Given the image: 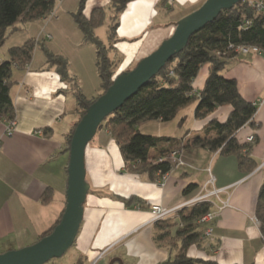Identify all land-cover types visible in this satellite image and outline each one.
<instances>
[{
	"label": "crops",
	"instance_id": "0c3cea01",
	"mask_svg": "<svg viewBox=\"0 0 264 264\" xmlns=\"http://www.w3.org/2000/svg\"><path fill=\"white\" fill-rule=\"evenodd\" d=\"M60 1L55 7L57 11L65 2ZM166 1L133 0L120 14L108 52L115 63L114 76L132 69L155 50L172 34L174 23L204 0H173L172 6ZM105 4L107 1L88 0L83 14L88 17L92 8ZM56 22L57 25L61 22L58 17ZM81 36L75 46L82 53L81 66L89 68L86 57L95 64V49ZM36 37L42 40L41 35ZM45 42L42 40V44ZM35 50L25 68H14L11 73L10 95L16 119L11 136L5 135V122L0 121V252L36 242L55 224L65 205L67 161L63 160L67 154V134L77 119V104L70 84L61 79L54 67L47 68L43 52L41 58ZM2 55L6 60V53ZM239 56L221 74L234 79L239 94L257 107L252 124L236 132L241 143L247 142L248 135L254 136V141L247 143L256 167L248 172L239 168L234 155L193 146L180 148L177 157L183 164L171 167L165 174L129 172L109 133L104 129L97 131L92 139L95 140L85 149L89 191L83 220L72 245L75 254L72 264H109L113 259H120L123 264H159L171 259L176 250L154 240L158 228L151 222L150 206L175 207L210 193L207 200L213 219L198 228L199 241L187 248L186 256L210 264H264V238L255 221L258 193L264 182V57L253 53ZM207 76L208 66L204 65L192 83L196 91L203 89ZM76 77L83 86L82 79ZM92 93L89 98L100 93L99 85ZM194 107L193 103L182 108L169 122H146H156V132L139 129L146 123L138 129L153 136L182 138L184 143L202 134L211 120L224 121L231 111L230 105H222L205 118L196 119ZM159 156L158 150L152 148L148 160ZM190 183L196 189L185 194L183 190ZM44 192L51 196L45 204L41 203ZM123 200L130 201V206ZM206 227L211 229L207 237L203 235Z\"/></svg>",
	"mask_w": 264,
	"mask_h": 264
},
{
	"label": "trees",
	"instance_id": "16d2710c",
	"mask_svg": "<svg viewBox=\"0 0 264 264\" xmlns=\"http://www.w3.org/2000/svg\"><path fill=\"white\" fill-rule=\"evenodd\" d=\"M58 1L0 0V46L4 44L9 34L19 29L16 27L17 23L26 25L43 18L54 10ZM86 1L78 0L77 10L72 13V17L82 34L83 41L95 48V67L100 80V93L97 96L87 98L82 94L78 83L68 73L66 59L54 53L46 44H42L40 39L30 38L21 45L8 48V58L0 61V121L5 122L15 117L10 95L13 87L11 73L14 68L23 69L29 64L37 44L41 46L47 68L54 67L63 81L68 82L70 86L73 84L77 119L66 137L67 154L72 132L86 108L113 82L115 63L109 58L108 52L115 39L119 16L133 0H109L108 8L111 12L109 16L111 24L107 34L109 44L102 42L95 33L105 22V8L93 9L86 18L83 14ZM257 2L264 3V0H243L229 10H223L214 21L193 34L188 39L186 47L173 56L155 77L99 125L97 131L106 130L114 140L126 171L146 172L150 176L157 173L165 174L172 166L167 161L160 163L149 161V150L156 149L159 155L164 157L175 149L193 146L222 155H234L239 168H246L248 172L256 167V163L249 156V144L238 141L236 132L244 125L252 124L257 107L239 94L234 79L225 78L221 72L237 56L246 55L237 50L239 47L255 46L264 51V9L257 11L253 6ZM246 21L250 24H246ZM204 65L208 66V76L203 89L196 91L192 83ZM169 70L174 72L173 76H168ZM193 103L195 104L193 116L196 119L205 118L222 105H230L231 111L224 121L211 120L202 134L194 135L184 143L182 138L153 136L141 133L138 129L141 124L149 121L169 122L182 108ZM195 189L196 185L190 183L183 192L189 194ZM50 193H43L41 203L49 202ZM123 201L126 206H130V201ZM209 212L210 202L201 201L178 211L176 216L155 222L158 228L154 233L155 242L176 250L171 259L159 264H210L186 256L187 248L199 241L201 232L198 228L201 225L198 224V220ZM61 214L55 224L44 231L37 240L52 231ZM255 216L264 238V182L258 193ZM176 224L178 228L174 232L172 227Z\"/></svg>",
	"mask_w": 264,
	"mask_h": 264
},
{
	"label": "water",
	"instance_id": "95a60500",
	"mask_svg": "<svg viewBox=\"0 0 264 264\" xmlns=\"http://www.w3.org/2000/svg\"><path fill=\"white\" fill-rule=\"evenodd\" d=\"M241 1L204 0L197 9L174 23L172 34L155 50L141 58L132 69L114 76L112 84L86 108L72 132L66 167L65 205L58 223L48 235L36 242L0 252V264H45L60 258L73 245L83 220L84 203L89 191L85 179V149L99 125L181 52L193 34L214 21L223 10H229ZM114 262L123 264L120 259H113L109 264Z\"/></svg>",
	"mask_w": 264,
	"mask_h": 264
},
{
	"label": "rangeland",
	"instance_id": "374dc122",
	"mask_svg": "<svg viewBox=\"0 0 264 264\" xmlns=\"http://www.w3.org/2000/svg\"><path fill=\"white\" fill-rule=\"evenodd\" d=\"M106 1H107V4L102 6L103 8H105V11H106L105 22L95 32L96 35L100 38V40H102V42L104 43H106V36L108 34L109 26L111 24V21L109 18L111 12L108 8L109 0H103V2L105 3ZM60 2H62V0ZM166 2H168L170 6H172L173 4V0H167ZM57 3H59V1ZM77 5H78V0H65L64 5L61 8V10L57 11V8H54L53 17H48V19L46 20H43V18H39L37 20L27 23L26 25H21L17 23L16 27H19V29L14 30L11 34H9L8 37L5 39L4 44L0 46V59L4 60V57L2 55L3 53H6L5 59H7V49L9 48V46H12V45H9L10 43L20 42V44H22L29 38L39 39V37H36V36L41 35L42 40H44L45 42V39H46L45 43L51 46L52 48L51 50H53L54 53H58L64 59H66L67 64H68L67 65L68 73L71 78H74V80L78 82V87L80 91L82 92V94H84L87 98L91 97L95 86L99 85L100 87V80L96 72L95 64L94 62H92V60L89 61V59L86 57V61L87 63H89V66H90L89 68H87L84 65L81 66L82 53L81 51L78 50L79 47L75 46V42H77V37H79V40H80L81 33L78 27L76 26L73 20V17H72V13L76 12L77 10ZM95 8H101V6L95 7ZM95 8H92V10ZM175 11H176V8H174V12ZM90 13H89V16H90ZM56 17H58L59 21H61L59 25L56 24L57 23ZM47 24L48 26L46 27ZM52 38H54L53 41H50ZM56 38H58V42H55ZM107 44H109V42ZM93 47L94 46L92 45V48ZM35 48L36 50L35 49L34 50L37 51V55L43 58L41 46L40 45L38 46L37 44ZM239 57L241 58V56ZM136 64L137 63H135L133 67ZM69 67H71V73L69 72ZM76 75L78 76V78L82 79L83 86L79 85L80 81L77 79ZM70 87L71 89H73V84ZM165 125L166 124H162L161 127L163 129H167ZM156 126H157L156 122H150V123H146L142 125L141 127H139V129H142L143 131H146L149 133H153V132H156L157 130ZM99 135L100 134H98L97 137H99ZM94 140H91L89 143H92ZM66 161H68V154H65L64 156L63 162H66ZM178 223L179 221H177V224ZM177 224L174 227H172L174 228L173 229L174 232H176L178 228ZM74 258H75V254L71 246L60 258L52 259L46 262L45 264H72V262L74 261Z\"/></svg>",
	"mask_w": 264,
	"mask_h": 264
},
{
	"label": "built area",
	"instance_id": "2783aa9c",
	"mask_svg": "<svg viewBox=\"0 0 264 264\" xmlns=\"http://www.w3.org/2000/svg\"><path fill=\"white\" fill-rule=\"evenodd\" d=\"M253 6L256 8L257 11H260L262 9H264V3L263 2H257L254 3ZM54 16V11H50L47 15H45L43 17V20L48 19V17H53ZM246 24H250L249 21H246ZM232 46H229V48H231ZM239 52H242L244 54L247 53H253L256 55H260L264 57V51H262L261 49H259L258 47H239L237 49ZM174 72L172 70H169L168 72V76H173ZM16 127V119L15 117L9 120L5 121V135L7 136H11L15 130ZM247 142H253L254 141V136L252 134L248 135L246 138ZM178 154V150L175 149L171 152H169V154H167L166 156H159L156 159H152L149 160L152 163H160L162 161H167L172 167H174L175 165H180L183 164L181 159L179 157H177ZM214 193V192H213ZM211 195L210 194H205V195H201L198 197H194L188 201H186L184 204L175 206V207H166L160 204H152L150 206V213H151V222H156V221H160V220H164V219H168L171 216L175 215L178 211L189 207L191 205H194L196 203H199L201 201H207V198ZM213 219V213L209 212L206 215H204L200 220H198V224L205 225L208 224L212 221ZM255 221L258 223V221L255 219ZM211 234V229L209 227L203 228V235L204 236H209Z\"/></svg>",
	"mask_w": 264,
	"mask_h": 264
}]
</instances>
